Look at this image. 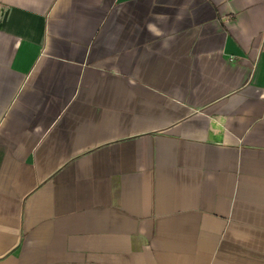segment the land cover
Here are the masks:
<instances>
[{"label": "crops", "instance_id": "crops-1", "mask_svg": "<svg viewBox=\"0 0 264 264\" xmlns=\"http://www.w3.org/2000/svg\"><path fill=\"white\" fill-rule=\"evenodd\" d=\"M0 264H264V0H0Z\"/></svg>", "mask_w": 264, "mask_h": 264}]
</instances>
